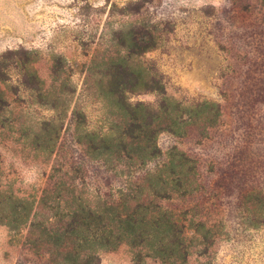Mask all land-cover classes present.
<instances>
[{
	"label": "rangeland",
	"instance_id": "rangeland-1",
	"mask_svg": "<svg viewBox=\"0 0 264 264\" xmlns=\"http://www.w3.org/2000/svg\"><path fill=\"white\" fill-rule=\"evenodd\" d=\"M125 8L139 13L124 16ZM131 23L156 26L157 47L133 63L160 81L166 97L221 111L204 131L161 133V155L136 172L88 157L73 116L83 112L90 130L108 127L101 78L89 67L97 48L104 57L116 51L114 32ZM0 92V190L40 198L53 187L66 200L74 184L94 208L118 202L177 148L196 161L199 186L161 204L189 210L206 226L189 231L184 264H264V0H0ZM163 96L141 91L128 99L156 108ZM26 236L0 223V264H52ZM138 252L100 251L99 264H165Z\"/></svg>",
	"mask_w": 264,
	"mask_h": 264
},
{
	"label": "trees",
	"instance_id": "trees-1",
	"mask_svg": "<svg viewBox=\"0 0 264 264\" xmlns=\"http://www.w3.org/2000/svg\"><path fill=\"white\" fill-rule=\"evenodd\" d=\"M137 13L128 8L121 12L124 16ZM155 30V25L145 28L131 23L114 32L115 52L104 57L97 48L92 54L90 74L101 78L98 98L108 110L110 122L104 131L90 130L86 115L75 110V140L88 157L111 169H143L161 155V133L183 137L191 127L204 131L215 126L220 117V108L214 103L188 108L169 99L160 81L133 63V58L157 47ZM141 91L164 96L156 108L131 103L128 95ZM197 171L194 159L173 148L167 163L147 173L132 188L120 191L118 202L103 200L94 208L76 197L74 184L69 185L66 200L57 196L53 187L45 189L40 198L0 190V223L27 230L32 247L47 252L52 264H99L100 251H113L122 245L139 249L138 257L184 264L189 257L187 242L192 238L189 231L198 233L206 226L195 223L189 210L173 212L161 201L183 199L196 190Z\"/></svg>",
	"mask_w": 264,
	"mask_h": 264
}]
</instances>
